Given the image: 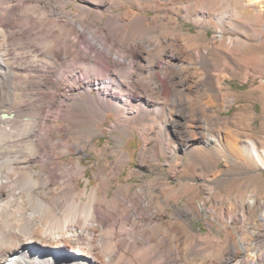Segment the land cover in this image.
<instances>
[{"label":"bare ground","instance_id":"obj_1","mask_svg":"<svg viewBox=\"0 0 264 264\" xmlns=\"http://www.w3.org/2000/svg\"><path fill=\"white\" fill-rule=\"evenodd\" d=\"M60 1L0 0V264H264V243L250 245L242 238L258 233L250 229L232 228L225 243L214 238L219 252L206 258L203 242L187 225L191 217L211 226L215 216L233 224L244 216L232 208L216 215L203 200L187 199L180 207L183 197L172 200L170 192L181 193L183 182L173 187L166 179L143 180L134 192L127 194V184L112 193L105 176L101 196L100 184L80 194L85 168L61 160L71 152L70 129L64 127L65 140L42 135L58 120L95 125L112 112V128H138L143 167L161 152L169 163L174 160L172 136L186 139L183 154L193 144L214 145L219 154L215 144L221 142L210 136L198 103L190 101L210 80L207 49L189 50L185 39L191 37H158L141 15L154 9L150 0H64L93 14L91 20L86 14L66 20L68 4ZM127 1L135 10L114 14ZM166 20L177 25L173 17ZM198 64L200 75L194 68ZM65 84L73 94L53 90ZM169 103L178 115L170 125ZM249 148L258 159V151ZM203 187L206 198L217 202ZM260 221L264 224V215ZM259 233L263 238L264 230Z\"/></svg>","mask_w":264,"mask_h":264},{"label":"rangeland","instance_id":"obj_2","mask_svg":"<svg viewBox=\"0 0 264 264\" xmlns=\"http://www.w3.org/2000/svg\"><path fill=\"white\" fill-rule=\"evenodd\" d=\"M22 1L16 0V3L22 4ZM60 2L68 4L63 8L66 20L82 19L85 14L90 20L94 18L88 11L87 14L77 9L76 2ZM148 4L154 5V9L147 8L141 15L146 26L156 27L158 37H191L185 39L189 50L204 53L207 49L206 73L210 80L205 91L193 93L190 101L198 103V111L203 113L202 120L207 122L210 136L221 142V145L215 144L221 153L215 152L214 145L204 149L193 144L183 154L182 145L187 144L186 139L172 136L169 145L175 151L174 160L169 163L167 155L161 152L159 157L151 155L150 165L143 167L139 160L143 142L138 128H112L115 119L112 112L95 125L79 121L70 126L69 121L58 120L55 127L42 135H53L62 140L69 135L71 152L61 160L75 165L80 162L85 168L84 176L79 179L82 195L100 184L101 196L106 187L105 176L111 179L112 193L130 185L127 194L134 192L143 180L157 184L166 179L173 187L177 182L185 183L181 193L177 189L170 192L172 200L183 197L177 204L180 207L187 199L194 204L203 200L206 208L213 209L216 215L222 216L231 208L236 214L243 215L244 220L238 218L237 224L228 223L224 218L219 222L216 216L211 226L195 216L187 222L191 232L197 233L203 242L204 246L200 248L209 259L219 252L214 238L225 243L232 228L258 233L264 230L260 221V216L264 215V0L259 3L250 0H150ZM131 7L135 10L132 1H127L113 12L122 14ZM171 9H175L173 16L168 15ZM109 15L105 14V20ZM156 16L159 18L155 19ZM169 17L176 19V26L172 27L170 20L163 21ZM199 67V64L194 66L200 75L203 71ZM218 82L219 94L216 90ZM65 86L67 84L53 90L66 96L73 94ZM179 100L183 102L181 93ZM169 104L170 125L178 115L176 105ZM50 119L52 117L46 123L49 127L54 125ZM66 125L70 129L68 135L64 129ZM249 145L258 151V159L252 155ZM73 147L83 151L78 154ZM181 156V165L174 171L173 165L180 162ZM123 161L125 164L121 166ZM100 170L104 171L101 175ZM204 185L214 193L217 202L206 198ZM251 199L255 204L250 206ZM167 210L172 212L170 207ZM258 233L242 238L250 245L264 243L262 233Z\"/></svg>","mask_w":264,"mask_h":264},{"label":"water","instance_id":"obj_3","mask_svg":"<svg viewBox=\"0 0 264 264\" xmlns=\"http://www.w3.org/2000/svg\"><path fill=\"white\" fill-rule=\"evenodd\" d=\"M4 116V115H3Z\"/></svg>","mask_w":264,"mask_h":264}]
</instances>
